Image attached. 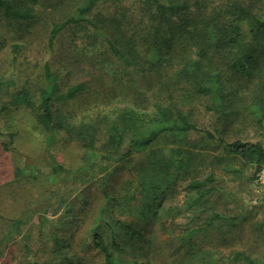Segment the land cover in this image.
<instances>
[{
    "label": "rangeland",
    "instance_id": "374dc122",
    "mask_svg": "<svg viewBox=\"0 0 264 264\" xmlns=\"http://www.w3.org/2000/svg\"><path fill=\"white\" fill-rule=\"evenodd\" d=\"M211 1L215 6L225 0ZM83 2L38 0L27 4L32 20L0 17V104L23 86L36 97L48 66L61 91L83 84L76 97L58 106L70 122L95 125L98 138L93 171L85 174L83 147L64 129L55 132L47 147L48 133L30 109L10 107L2 113L0 264H107L89 233L106 196L100 229L119 264H246L234 257L236 252L264 264L261 168L253 173V165L205 134L259 142L264 148V108L247 97L239 113L225 120L205 109V98L188 97L184 109L197 131L162 134L125 161L100 162L105 129L118 113L123 108L152 112L170 92L157 76L142 71L150 55L139 32L144 36L151 24L142 0H99L81 14ZM244 2L264 22V0ZM69 18L75 21L50 41L52 24ZM117 38L119 47L131 45L139 62L128 64L111 49L109 40ZM191 54L196 57L194 46ZM171 87L174 97L186 93L180 84ZM9 132L10 150L2 145ZM179 162L183 167H177ZM53 165L62 170L52 172ZM17 168L25 172L18 174ZM208 176L213 189L203 202L192 203L197 195L188 183ZM153 194L160 199L153 206L156 215L144 218ZM10 220L17 222L13 233ZM126 225L139 229L142 237L128 235Z\"/></svg>",
    "mask_w": 264,
    "mask_h": 264
},
{
    "label": "trees",
    "instance_id": "16d2710c",
    "mask_svg": "<svg viewBox=\"0 0 264 264\" xmlns=\"http://www.w3.org/2000/svg\"><path fill=\"white\" fill-rule=\"evenodd\" d=\"M37 1L0 0V17L32 20L34 13L27 4H34ZM98 1L84 0L79 8L80 13H86ZM142 2L151 21L144 36L139 32L144 42L149 44L146 51L150 55L142 71L157 76L159 84L170 93L154 104L152 112L123 108L116 119L107 125L104 132V149L99 155V161H107L109 165L125 161L133 153L147 149L162 134L182 136L197 131L196 123L184 109L188 97L205 98L207 101L204 104L205 109L225 120L239 113V107L247 97L253 104L264 108V80L261 83L255 82L256 78L264 79V22L250 2L225 0L215 6L211 0H142ZM71 21L75 20L69 18L61 23L52 24L50 41ZM119 39L109 40L111 49L128 64L139 62L138 54L133 49L129 51L132 47L128 42H124L122 48L117 45ZM192 46L195 47V58L191 54ZM43 78L44 84L38 89L36 97L24 86L11 93L9 98L0 104V118L10 107L23 106L30 109L37 123L48 133L47 147L53 142L55 132L64 129L68 138L73 137L80 141L86 154L82 172L92 173L98 141L95 125L70 122L58 106L76 97L82 91L83 84L78 83L61 91L55 74L48 66L44 67ZM172 82L180 84L186 93L174 97L173 91L170 90L173 89ZM2 134L0 130V136ZM205 134L214 142L222 144L228 153L237 156L246 164L253 165V173H257L264 163V148L259 142L237 139L225 141L221 136H215L210 132ZM12 143L13 133H6L3 148L12 149ZM178 166L183 167L182 162H179ZM61 170L62 167L59 165L51 167L54 173ZM24 172L17 168L18 174L22 175ZM28 173L35 178V174ZM212 179L208 176L203 180L194 179L188 183V188L197 195L192 203L203 202L204 195L213 189V186L209 185ZM158 201L160 199L157 195L153 194L150 197V203L148 202L144 209V218L156 215L153 206ZM108 203L106 196L89 229L90 243L103 255L107 264H119L104 241L100 229ZM10 222V233H13V227H16L17 222L15 220ZM124 229L130 236L142 237L140 230L130 225H126ZM53 242L59 245L56 236L53 237ZM234 257L241 258L246 264H263L241 252H236Z\"/></svg>",
    "mask_w": 264,
    "mask_h": 264
},
{
    "label": "built area",
    "instance_id": "2783aa9c",
    "mask_svg": "<svg viewBox=\"0 0 264 264\" xmlns=\"http://www.w3.org/2000/svg\"><path fill=\"white\" fill-rule=\"evenodd\" d=\"M264 177V163L261 166L260 177Z\"/></svg>",
    "mask_w": 264,
    "mask_h": 264
}]
</instances>
